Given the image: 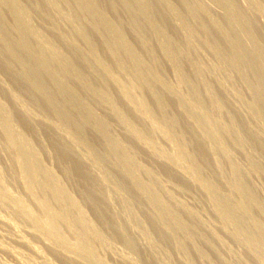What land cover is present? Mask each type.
Wrapping results in <instances>:
<instances>
[{
	"label": "rangeland",
	"instance_id": "1",
	"mask_svg": "<svg viewBox=\"0 0 264 264\" xmlns=\"http://www.w3.org/2000/svg\"><path fill=\"white\" fill-rule=\"evenodd\" d=\"M16 1L28 6L33 25L44 34L40 32L43 35L40 37L43 45L62 53L69 64V67L59 70L55 68L50 56L41 54L47 68L88 106L94 121L103 129L106 137L104 143L86 129L90 124L86 117H82V125L77 124L72 114H62L58 120L55 115L48 113L41 99L36 96V100L30 95L27 84L13 78L11 69L7 68L9 60L0 58V102L12 118L15 117L14 127L23 134L18 133L26 148L38 155L41 161L34 165L36 182L32 185V191L37 198L66 217L81 242L92 245L98 259L105 264H125L118 262L123 256L130 258L132 264H259L255 258L264 262V218H260L253 210V206L257 207L264 215V201L260 198L264 196V143L257 140L251 132L252 129L264 136V0H148L151 7L150 18L166 38L162 47L157 46L156 37L144 27L141 12L134 3L125 0L129 4L125 7L124 0H111L114 7L111 11L103 0H94L93 8L95 11H101L110 26L108 31L101 32V37L108 46L107 52L94 32L96 20L90 12L80 8L77 12L72 11V17L67 10L70 7L66 9L61 0H48L69 21L83 29L82 34L92 47L93 53L117 80L126 99L159 126L167 137L168 144L159 136L150 137L146 128L138 123L120 102L113 86L106 84L105 89H102L98 81L82 73L78 55L62 44L55 35L56 31L68 32L67 35L75 38L68 23L57 17L55 24L58 26L52 24L49 20L53 15L49 14L48 17L36 11L35 6H32L33 0ZM37 2L40 3L39 0ZM159 2L162 8H155ZM68 3L73 6L72 0ZM163 6L168 8V12ZM243 6L249 10L252 19L246 16ZM198 12L204 13L208 18ZM169 14L182 19V32L174 28ZM210 21L224 32L230 51H227L221 38H218ZM13 31L11 22L2 14L0 35L18 41ZM136 36L142 39L144 50L141 49ZM73 40L78 42L77 38ZM80 47L84 48L81 44ZM109 56L116 59L115 65H112ZM228 60L233 62L232 65ZM72 72L83 78L88 86L98 89L102 96L108 95L124 123L132 126L139 136L160 154L176 160L186 169L207 190L228 219V226L215 216L206 195L198 191L199 188L187 185L177 175L169 173L167 167L155 162L136 142L124 136L123 122L117 120L75 85L70 79ZM156 83L176 92L183 111H193L195 124L200 127L202 134L211 140L208 148L217 155L214 157L217 159H214L215 164L206 155L192 127L178 112L177 104L156 88ZM5 89L11 90L10 93H14L13 95L21 101L25 110L33 116V123L29 124L21 117ZM204 89L210 93L212 99H208ZM53 97L56 98V95ZM54 123H59L73 137L80 140L85 148H78V154L84 155L86 149L93 155L96 166L104 172L108 211H105L107 208L96 196V191L91 190L92 179L95 178L85 172L76 156L73 155L74 158L71 154L66 155L65 151L70 146L66 140L57 141V133L52 128L57 125ZM112 141L120 152H115L110 144ZM0 142L5 143L1 132ZM0 144V180L3 186L8 192L11 191L9 194L12 197L24 200L27 206L30 204L32 213L38 215L35 204L22 189L13 154L6 143ZM219 149L224 159L219 153L216 154ZM119 157H124L136 167H141L148 174V178L147 175L127 167ZM215 167L218 168L219 174L215 172ZM132 180L145 187V193H137L130 182ZM224 184L236 189L241 198L251 205L250 216L254 225L262 230L261 234H256L251 224L230 210L231 201L237 200L238 196L228 191ZM165 191L169 192L176 202L198 215L202 226L195 225L186 214L175 209L164 196ZM143 197L147 198V203ZM156 199L162 207L156 203ZM74 213L83 220L82 225L74 221ZM17 214L9 206L0 208V219L14 223L12 226L16 227L13 229L4 225V222L0 223V264L72 262L59 254L57 248L45 245L32 235L29 222ZM109 214L115 217L118 227L111 225ZM152 216L168 225L171 224L170 221L178 224L193 241L204 261L199 262L190 246L177 235L174 242L163 236ZM39 219L45 223L49 232L60 234L48 219L42 216H39ZM204 227L211 229L209 233L211 232L212 236L216 235L212 237L214 241H209V233ZM229 229L237 234L238 239L231 237ZM60 231L68 241L72 237L70 242H73V235L69 234L65 227L60 226ZM132 232L141 236L139 240L130 235Z\"/></svg>",
	"mask_w": 264,
	"mask_h": 264
},
{
	"label": "bare ground",
	"instance_id": "2",
	"mask_svg": "<svg viewBox=\"0 0 264 264\" xmlns=\"http://www.w3.org/2000/svg\"><path fill=\"white\" fill-rule=\"evenodd\" d=\"M61 1L66 5V9L70 7L67 10H68V13L72 17H74L72 11L75 10V12H77L78 9L80 10V8L83 10H87L88 12L91 13L93 18L96 20V23H95L96 26L94 28V32H95L97 38L99 39V41L102 43L105 52H107L106 49L108 48V46L105 44L104 40L102 39L101 32L102 31H108V29H109L108 27H110V26H109L108 22L106 21V19L104 18L101 11L100 12L95 11V9L93 8V6L95 5L94 0H72L73 6H70V4L68 3L69 0H61ZM103 1L109 10H111V11L114 10V7H113L111 0H103ZM33 2H34V4L32 6H35L36 11H39L40 13H42L48 17H50L49 14H51V16L53 15L52 17H50L51 20H49L52 24L56 23L57 17L61 18L63 20V22L65 21L66 23L69 24L68 26L71 27L72 32L75 35V38L78 39V42L84 48L81 49L80 44L78 42H76L75 40H73L75 38H71L72 36L70 37L69 36L70 34L67 35L68 32L63 33V32H57L56 31L55 35L61 41L62 44H64L70 50H73L78 55V59L82 65V70H83L82 73H84L85 75L88 74L92 79H94L95 81H98L100 84V87L102 89H105L106 84H110L111 86H113L115 88L116 92L118 93V96L120 97V100H121L120 102H122L125 105V108L127 110H129V113L134 117V119L138 123H141L146 128L150 137L159 136V138H162L164 143L168 144L167 143L168 139L166 136L163 135L159 126H157V124H155L151 119H149L141 109H139L135 106V104H133L130 100L126 99V96L124 95V93L120 89V87L117 83V80L109 73L108 69L104 67V65L99 61V59L93 53L92 47L86 41L84 34H82L83 29L76 26L73 21H69L57 8L53 7L48 2V0H39L40 3H38L37 0H33ZM127 2L134 3L135 6L137 7V9H139V11L141 12V18H142V22H143L144 27H146L156 37V39H157L156 41L158 44L157 46L162 47V45H163L162 43L165 42L166 38H165V35L156 26H154V24L150 18L149 12H150L151 7H150L149 1L148 0H127ZM127 2L124 0L123 6H125V7L128 6L129 4ZM242 3H243V1H242ZM160 6H161V4L159 2L154 7L159 8ZM247 6H248V4H247ZM27 7L28 6L24 5L23 3H18L16 0H0V16H2V14H3L7 17V19L11 22V25H12L13 30H14L13 32L18 37V41H13V40L7 39L6 36L2 37L0 35V58L1 59L6 58L7 60H9L10 65L8 63H6V64H8V66H9L7 68L11 69L13 78L24 81L27 84L28 92L30 93V95H32L34 98H36V100H37L36 96H38L41 99V101L43 102L42 105L44 106L45 109H47L48 113L55 115L58 120L62 114L63 115H65V114L71 115L72 114L73 118H75L77 120V124H82V125L84 124L82 117H86L90 121V124L87 125L86 129H89V131H91L93 134H95L102 142H104V141L106 142V137L104 136L105 133H104L103 129L100 126H98L96 124V122L94 121V117L92 115V112L88 108V106L84 102H82V100L79 97H77L73 91H71L69 88H67L65 85H63L57 79V77L55 75H53V71H50V69L47 68V66H46V64L42 58V56L44 54L47 56H50L55 68H57L59 70H62V69L69 67V64L67 63L66 58L62 55V53H59L58 51L50 48L49 46L43 45L40 37L43 36L44 34L40 31L43 34L42 35L37 30V28H35V26L33 25L34 22L32 23L33 19H31V13H30L31 11H29V9ZM161 8H162V6H161ZM242 8H243L246 16H248L249 19H252L251 16L249 15V10L246 9L244 6ZM164 9L166 11L168 10V8H166V7H164ZM36 13H38V12H36ZM198 13H200V12H198ZM200 14L204 15V13H200ZM254 15H255V13H254ZM204 16L208 18V16H206V15H204ZM75 18H73V19L75 20ZM169 18H171V21H172L174 28L177 29L178 31L182 32V29H181L182 24H183L182 19L179 17L175 18L172 15L170 16V14H169ZM60 22H62V21H60ZM55 25L58 26V24H55ZM55 25H53V26L56 27ZM211 26L213 27L214 31L218 34V38L220 37L221 41H223L225 43V47H227V51H230V46L227 44V40H226V37L224 35V32L220 28L214 26L213 23L211 24ZM43 28L44 27H42L41 29L43 30ZM82 28H83V26H82ZM62 29H64V28H62ZM65 29L68 31L69 28L68 29L65 28ZM71 29H69V31H71ZM136 38L141 45V49L144 50L145 45L143 44L142 39L139 36H136ZM39 54H40V56L42 54V56L40 57ZM108 58H109L110 62L112 63V65H115V63L117 62L116 59L111 57V56H109ZM184 58L187 59L186 57H184ZM138 61H139V59H138ZM24 62L25 63L27 62V65H25ZM228 62L231 65L233 63L232 61L230 62V60H228ZM188 66H189V64H188ZM72 73H73V75L70 76V79L74 82L75 85H78L82 91H84L89 97H91V99H93V101L95 100L96 103H98L105 110H107L112 115H114L117 118V120L122 121L120 119L121 114L118 113V109L115 107V105L110 100L108 95L102 96L98 89H94V88L88 86V84L85 83L83 78L79 77L74 72H72ZM176 77L177 78L179 77L178 74H176ZM22 84L24 86V83H22ZM90 84H92V83H90ZM155 87L158 88L159 90H161L163 93L167 94L169 96V98H171L177 104L178 112L184 116L187 123L192 127V129L195 132V137H197L199 142L203 145L206 155L208 156L210 161L213 164H215L214 163V159H215L214 157H216L217 155L215 156V153L213 152V150L208 148V145H209V143H211V140L209 139V137L202 134L200 127L195 124L194 119H193V111H191V109H189L188 111L182 110V108L180 106V99L174 90L167 88V87H164L160 83H156ZM10 91H8V89L6 90V93L8 94L7 96H9L8 98H10L12 103L15 104L14 106H16L18 112L21 113V117H23L26 122H29V124H31V122L34 120L33 116H31L25 110L21 101L18 98H16V96L13 95L14 93L13 94L10 93ZM50 91H52V92H50ZM204 91H205V89H204ZM54 94L56 95V98L53 97ZM205 94L208 97V99H212V97H211L210 93H208V91H205ZM30 99H31V96H30ZM32 102H33V100H32ZM41 108H43V107H41ZM45 109H44V111H45ZM18 112H17V114H18ZM13 118H15V117H13ZM13 118H12V115L9 112H7L4 104H2L0 102V132L3 136V139L5 140L7 148L13 154L14 164L17 168V171H18L17 173H18L19 178H20L19 181H21V184L23 186L22 189L25 190V193H27L26 195H28L31 202H33L35 204L36 208L39 211V214L37 215V214L32 213L33 211H31V209L29 208V207H31L30 204H29V206H27L24 203L25 202L24 200H23L24 201L23 202L22 200H20V198L18 199V198L12 197V195L9 194L11 191L9 190L10 192H8V190H6L7 188H5L3 186L1 180H0V208L4 207V206H9V208L11 207L14 210V212L18 213L17 214L18 216L20 215L23 219L26 220V222H29L28 224H30V227H31L30 232L32 235L36 236L45 245H47L49 247H53L54 249L57 248V250L59 251V254H62L68 261H72L75 264H105V263H103V261L101 259H98V257L96 256V253H95V249L92 245H90V244L87 245V244H84L81 242L78 235H76L75 230L73 229L69 220L66 217H64L62 214H60L59 212L52 209V207H50L47 203H45V201L38 199L37 196L35 195V193L32 191V185L35 184V182H36L34 165H35V163L39 164L41 161H40L38 155L31 153L29 151V149L26 148L24 140L18 135V133L19 134H22V133L19 132L14 127ZM37 120H35L36 122L34 121L36 124H37ZM257 120L260 122L259 119H257ZM29 124L27 123V125H29ZM50 124H51V122H50ZM55 124H57V123H54V125ZM259 124L260 123H258V126H259ZM52 128L57 133V136H58L57 141L58 142H62L63 140H66L69 143L68 145H70V146L65 151L66 155L68 153V155L71 154L72 156L73 155L76 156L77 159H79V161L81 163L80 165L85 170V172L89 176H92V178L93 177L95 178V180L91 178L92 179V183L90 186L91 190L96 191V196L102 200V203H103L102 205H105V208H107V210H105V208L104 209L102 208V209L105 211H108V204H107V198H106L107 196H106V192H105V185H107V184H105V182H106L105 174L103 171H101L96 166L95 160H93V155L90 152H88L86 149L84 151L85 152L84 155H82L81 153L79 155L77 150H78V148L84 147V145L82 144V142L80 140H77L75 137H73L70 134V132L66 128L61 126L59 123L57 125L53 126ZM251 132L254 134V136L257 140H260L261 142L264 143V136L261 135L262 133L258 134L257 131H256L257 132L256 133L252 129H251ZM122 133L124 134V136H127L130 140L136 142L139 145V147L147 155H149L155 162L160 163L161 165H164L165 167H167V171L169 173H171L173 175H177L180 179L184 180V182H186L187 185L189 184V185L193 186L194 188L196 187V189L199 188L198 191H201L203 194L206 195L209 203L212 206V211L214 210L215 216H217L218 219H220L226 226H228V224H229L228 219L224 216V214H222V212L219 210L217 204L211 199L207 190L198 181H196L192 177V175L186 169H184L176 160L169 159V158L163 156L162 154H160L147 141L142 139L139 136L138 132L132 126H130L124 122L122 125ZM0 143L5 144L3 142H0ZM110 144L114 148L115 152H117V153L120 152V149L117 147V145L113 141L110 142ZM5 150H7V149H5ZM218 153L223 157V159L225 158L220 149L216 152V154H218ZM10 157L11 156H9V158ZM119 158L122 160V163H124L127 167H130L131 169H134L135 171L137 170V171L141 172L142 174H144L145 176L147 175V178H148V174L145 173V171L141 167H136L135 165L131 164L124 157H122V158L119 157ZM215 160H217V159H215ZM86 163L87 164L90 163V164L87 165ZM84 164L87 167H85ZM249 167L251 168L250 171H252L253 170L252 167L251 166H249ZM215 172L217 174H219V170L216 167H215ZM15 173H16V171H15ZM81 174H82V172H81ZM86 178H87V175H86ZM133 178H134V176H133ZM130 182H131L134 190L137 193H140V191L145 193V191H146L145 187H142V185L139 182L137 183L136 180H132ZM224 185L228 191H231V193L238 196L237 200L233 199L231 201V204L229 205L230 210L233 211L234 213L238 214L240 217L245 219L249 224H251V228L254 232H256V234H261L262 230L259 227L254 225L253 219L250 216V206L251 205L249 206V204L246 201H244L243 198H241L240 193L236 189L231 188L229 185H226V184H224ZM193 190L195 191V189H193ZM164 196L166 197L168 202L174 206L175 209L186 214L188 216V218L193 223H195V225L201 223L200 218L197 217L198 215L194 214L191 210H189L187 207H185L181 203L176 202L174 197L169 192L165 191ZM260 198L262 199V201H264V196H260ZM146 199H147L146 197H143V200L145 201V203H147ZM156 203L160 207H162V205H160L158 199H156ZM179 204H181V205H179ZM253 210L258 213L260 218H262V219L264 218V215H262V213L260 212V210L257 207L253 206ZM99 211H101L100 208H99ZM256 212H254V213H256ZM8 214H10V213H8ZM258 215H257V217H258ZM39 216H42L45 219H48L49 222H51L56 227V232H59L60 234L49 232L45 226V223H43L39 219ZM149 216H151V215H149ZM74 217H75L74 221L78 225L83 224V220L80 219L76 215V213H74ZM109 217L111 218V221H112L111 225L114 227H118L119 225H117L115 217L111 214H109ZM152 219H153V222L155 223V225L157 226L158 230L160 231V233L163 234V236H165L166 238H168L174 242L176 240L175 235H177L178 237H180L181 240L185 241L190 246V248L194 251V254L197 257L196 259H199L198 260L199 262L204 261V259L201 257V254L199 253V251L195 247L193 241L187 236V234L181 229V227L178 224L170 221L171 224H169L170 225L169 226L167 223L162 222L158 218H154L152 216ZM1 222L2 223L4 222V225H8L11 228L15 227V226H12L14 223L12 224L9 221L5 222L4 220L0 219V223ZM60 226L65 227L69 231V234L73 235V240H72L73 242H70V239L72 237L69 239V241L65 238L66 236L64 237V235L60 231ZM200 226H202V225L200 224ZM203 226H205V224ZM204 228L206 229L207 233H209V231H211V229L207 230V229H209L207 227H204ZM15 229H16V227H15ZM225 229H226V227L224 228V230ZM227 229H228V227H227ZM202 230L205 231L204 229H202ZM229 231H230V229H229ZM229 231H228V234H229ZM230 232H231L230 234L232 235L231 237L238 239V236L235 232H232V231H230ZM130 235L136 240H139V238L141 237L140 235H138V233H135V232L134 233L132 232V234H130ZM213 236H216V235L213 234ZM213 236H212V233L210 232L208 235L209 241H210V239H212ZM215 238H217V237H215ZM128 241L126 243H128ZM212 241H214V240L212 239ZM25 242H26V240H25ZM129 243H131V242L129 241ZM205 243H209V242H205ZM222 246H223V244H222ZM222 249H223V247H222ZM152 258H154V257H152ZM129 259L130 258L123 256V258L120 257V259H118V262H124L125 264H132L131 259L130 260ZM255 260L257 261L256 263L264 264V262H262L256 258H255ZM132 261H133V259H132ZM72 262H70V264ZM67 263H69V262H67ZM134 264H137V263H134Z\"/></svg>",
	"mask_w": 264,
	"mask_h": 264
}]
</instances>
